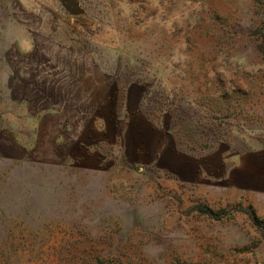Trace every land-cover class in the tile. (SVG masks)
<instances>
[{
	"label": "rangeland",
	"instance_id": "obj_1",
	"mask_svg": "<svg viewBox=\"0 0 264 264\" xmlns=\"http://www.w3.org/2000/svg\"><path fill=\"white\" fill-rule=\"evenodd\" d=\"M42 3L0 0V264H264V0Z\"/></svg>",
	"mask_w": 264,
	"mask_h": 264
},
{
	"label": "crops",
	"instance_id": "obj_2",
	"mask_svg": "<svg viewBox=\"0 0 264 264\" xmlns=\"http://www.w3.org/2000/svg\"><path fill=\"white\" fill-rule=\"evenodd\" d=\"M82 1L83 0H42V7L39 6L38 8H35L34 12H38L37 14L42 16L40 18H42L43 22L45 23V21H48L49 12H59L63 9H76L80 7Z\"/></svg>",
	"mask_w": 264,
	"mask_h": 264
}]
</instances>
